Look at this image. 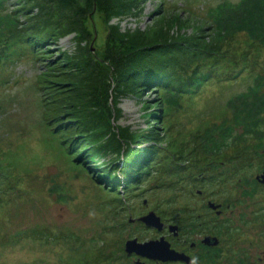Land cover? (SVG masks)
Wrapping results in <instances>:
<instances>
[{"label":"rangeland","instance_id":"374dc122","mask_svg":"<svg viewBox=\"0 0 264 264\" xmlns=\"http://www.w3.org/2000/svg\"><path fill=\"white\" fill-rule=\"evenodd\" d=\"M219 1L134 0L130 15L111 22L118 23L121 30L136 29L150 41L161 29L206 35L211 22L205 12ZM17 7L28 9L18 18L21 29L38 18V9L24 5L22 0H6L0 13ZM38 24L36 32L42 34L43 43L33 46L34 40L23 39L18 29L0 40V49L18 53L12 61L0 63V165L9 173L15 172L9 180L16 181L17 192H0V264H114L112 257L127 254L123 246L128 240L145 242L163 237L174 243L178 239L173 240L170 226H177L183 234L208 233L214 221L227 226L231 244L241 234L256 232L259 244L264 245V183L256 179L264 170V136L232 144L215 155H205L197 137L213 123L230 122L226 100L251 82V75L247 74L256 65H247L241 79L232 75L238 68L232 70L236 67L234 58L249 44L244 34L236 33L232 45L224 47L228 49L225 56L214 64L215 78L197 95L189 97L190 102L185 101L188 96L180 97L177 107L165 108L158 102L160 87L141 85L134 95H121V114L114 118L110 100L114 75L108 73L111 126L115 130L126 127L130 137L147 130L154 133L153 139L148 136L138 143L133 141L136 148L148 147L151 155L135 169L138 172L123 177L124 168H112L120 153L99 152L93 160L80 155L87 137L67 151L70 141L62 143L61 138L74 134L76 129L68 128L71 123H60L79 114L77 111L60 115L71 107L69 104H62L61 109L49 106L52 116L59 115L50 121L55 136L44 122L36 74H42L45 90L53 88L45 85L48 79L89 77L82 70L75 71L73 33L55 35L57 32L46 23ZM87 26L90 38L86 46L91 53L99 54L107 33L102 13L96 10ZM168 48L166 51L174 47ZM160 49L158 45L154 52ZM261 56L263 65L264 47ZM169 60L173 62L177 56L172 54ZM228 70L232 71L225 77ZM235 78L238 80L233 81ZM67 86L66 99L73 100V86ZM258 141L262 142L258 146H262L260 155L250 154V149H257L254 144ZM88 148L84 150L91 152ZM144 152L143 149L141 155ZM228 158L236 159L242 170L235 175L220 173V169L230 167ZM250 158L254 160L248 165ZM106 174L115 178H106ZM242 179L256 180L251 197L241 196L238 183ZM0 190H6V186ZM208 201L220 205V214L207 206ZM149 211L159 217L162 228L138 220ZM256 248L264 261V251Z\"/></svg>","mask_w":264,"mask_h":264},{"label":"trees","instance_id":"16d2710c","mask_svg":"<svg viewBox=\"0 0 264 264\" xmlns=\"http://www.w3.org/2000/svg\"><path fill=\"white\" fill-rule=\"evenodd\" d=\"M22 1L24 5H32L38 9V18L30 20L21 29L18 18L20 14H27L28 9L17 7L5 14L0 13V40L5 36H12L14 30L18 29L20 36H24L23 39L34 40L33 46L43 43L42 34L36 32L38 23H46L50 29L57 32L54 33L55 35L72 32L76 40L74 59L77 62V68L75 71L80 73L79 71L82 70L83 74L89 77L87 79L82 76L77 79L71 77L64 80L48 79L45 85L53 88L45 90L42 88V74H36L38 88L36 90L39 92V100L44 109L43 119L54 136L50 121L59 115L52 116L49 106L55 105L53 108L61 109L62 104L64 106L69 104L72 107L62 111L60 115L74 114L79 111L74 118L58 121L64 125L71 123L68 128L76 129L74 134L61 138L62 143H65L66 139L70 141L67 143V151L79 140L87 137L88 141L83 145V151L77 150L81 156L93 160L95 155L99 157V152L120 153L119 160L115 163L117 165L112 168H124L125 173L129 174L124 173L123 177L138 172L135 169L146 162L151 155V150L144 147L145 152L141 155L143 149L136 148L133 141L138 143L142 137L148 136L153 139L154 133L147 130L130 137V131L126 127L118 129V132L111 126L113 116L108 105L110 94L106 83L108 73L111 71L114 75L110 99L114 118H119L121 114L118 107L121 95L127 92L134 95L140 90L141 85L154 84L155 87H160L162 91L158 102L163 103L165 108L177 107L180 97L188 96L185 101L190 102L189 97L197 95L208 81L215 78L217 73L214 70V64L225 56V51L232 45V37L236 33L244 34L249 44L246 43L247 46L242 47L234 58L236 67L232 70L238 68L232 75L241 79L245 75L241 73L247 65H256L247 74L251 75V82L226 100L225 106L230 112L229 123L225 120L213 123L204 133L197 135L200 138L199 148L205 155H215L232 144L245 143L248 139L260 140L264 136V64H260L261 47H264V0H221L207 8L205 12L206 18L211 22V30L208 34L187 35L186 31L169 32V29H161L154 41H150L136 29L121 30L118 23L111 22L113 18L120 19L130 15L135 7L134 0ZM5 2L6 0H0V10L5 7ZM96 10L102 13L103 23L107 27L104 47L99 54L91 53L86 46L90 38L88 20ZM32 45L30 44L31 47ZM158 45L161 49L154 52ZM168 46L174 48L166 51L169 49ZM17 54V50L0 49V63L12 61ZM172 54L177 56V60L173 62L169 60ZM7 57L11 59L7 61ZM260 65H262L261 70L257 72ZM232 70H228L225 77ZM236 78L233 81L238 80ZM68 84L73 86L70 90L75 92V100L66 99ZM192 86L196 90L190 88ZM64 98L66 101L63 103L61 101ZM55 103H61V105ZM261 144V141L254 144L257 149H250V154L260 155L262 146H258ZM88 147H91V152ZM86 148L89 150H84ZM136 155L137 159H135ZM253 160L250 158L248 165H251ZM227 161L230 167L220 169V173L235 175L242 170V166L238 165L236 159L228 158ZM12 174L15 172L9 173L0 165L2 179L0 187L6 186V190H0V192L4 195H9L7 191L17 193L14 186L16 181L9 180ZM112 176L106 174V178L110 179ZM255 181V179L239 181L241 196L254 195Z\"/></svg>","mask_w":264,"mask_h":264},{"label":"flooded vegetation","instance_id":"af4514ba","mask_svg":"<svg viewBox=\"0 0 264 264\" xmlns=\"http://www.w3.org/2000/svg\"><path fill=\"white\" fill-rule=\"evenodd\" d=\"M214 211L217 215L220 214L217 210ZM222 223L214 221L208 233L183 234L178 229L177 231L171 229L173 240L178 239L174 243L166 241L169 249L175 251L173 258L162 259V256L153 258L132 251L124 257L114 256L111 261L114 264H264L262 254L256 251V247L264 251V245L259 244L258 233L241 234L237 242L231 244L230 241L233 239L227 234L229 233L227 226ZM123 247H126V243Z\"/></svg>","mask_w":264,"mask_h":264},{"label":"water","instance_id":"95a60500","mask_svg":"<svg viewBox=\"0 0 264 264\" xmlns=\"http://www.w3.org/2000/svg\"><path fill=\"white\" fill-rule=\"evenodd\" d=\"M261 183H264V171L260 175L256 176ZM207 205L209 208L213 210H217V213L220 211L217 209L219 208V204H216L212 201H208ZM142 222L146 223L149 226H154L156 228H162V223L160 219L153 211H149L145 215L139 218ZM176 226H171L170 229L175 230ZM127 254L134 251L140 255H147L153 258H159L162 256V259L173 258L175 251L169 249L168 243L161 237L159 240H150L144 243H137L135 239L126 241V248ZM161 254V255H160Z\"/></svg>","mask_w":264,"mask_h":264}]
</instances>
